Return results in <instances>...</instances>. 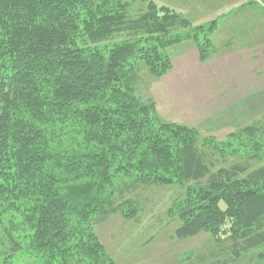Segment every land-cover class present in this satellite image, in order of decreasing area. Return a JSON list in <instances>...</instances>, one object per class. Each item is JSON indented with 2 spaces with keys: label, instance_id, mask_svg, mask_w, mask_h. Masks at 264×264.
I'll use <instances>...</instances> for the list:
<instances>
[{
  "label": "trees",
  "instance_id": "obj_1",
  "mask_svg": "<svg viewBox=\"0 0 264 264\" xmlns=\"http://www.w3.org/2000/svg\"><path fill=\"white\" fill-rule=\"evenodd\" d=\"M130 10L122 0H0V264H116L94 226L131 218L134 202H117L142 186L185 191L169 211L178 240L205 233L231 243L225 264H264L261 124L203 137L162 121L132 85L139 62L166 76L168 49L188 40L208 62L216 22L193 28L152 1Z\"/></svg>",
  "mask_w": 264,
  "mask_h": 264
},
{
  "label": "rangeland",
  "instance_id": "obj_2",
  "mask_svg": "<svg viewBox=\"0 0 264 264\" xmlns=\"http://www.w3.org/2000/svg\"><path fill=\"white\" fill-rule=\"evenodd\" d=\"M131 5L130 16L135 18L152 1L168 7L196 28L216 22V45L225 42V53L247 52L264 44V0H122ZM243 2H250L246 8ZM181 31V30H180ZM184 34L188 30H182ZM211 35V42L212 37ZM115 36L110 42H120ZM218 42H220L218 44ZM229 48H227V45ZM173 69L162 78H154L144 63H138L137 81L133 89L139 98L156 105L159 118L166 123L197 128L203 137L223 140L254 122H259L264 133V55L257 65L247 64L250 78L242 70L236 71L234 62L215 67L210 60L202 63L193 41L168 49ZM212 59H217L214 57ZM263 62V63H262ZM262 63V64H261ZM212 65V66H211ZM257 70L255 73V68ZM259 66V67H258ZM253 69V70H252ZM264 139V138H263ZM82 139L78 140L81 143ZM219 158L216 155L215 158ZM222 158H219V162ZM219 166V165H218ZM221 166V165H220ZM185 191L177 186H142L126 192L118 200L132 201L137 212L131 218L120 214L96 224L94 230L116 264H225L233 251L231 243L222 247L214 244L208 234L178 240L175 231L180 221L169 215ZM191 256L189 261L187 256ZM19 254L15 260H26ZM220 261V262H219ZM229 264H260L256 256L248 255L240 262Z\"/></svg>",
  "mask_w": 264,
  "mask_h": 264
},
{
  "label": "crops",
  "instance_id": "obj_3",
  "mask_svg": "<svg viewBox=\"0 0 264 264\" xmlns=\"http://www.w3.org/2000/svg\"><path fill=\"white\" fill-rule=\"evenodd\" d=\"M248 4H250V2H243L239 6H240V8L241 7L246 8V6ZM262 8L264 9V7H262ZM217 31L214 32V35L212 37V41L214 43V46L217 49L216 54L212 57V58L217 57V59L215 60V59H212L211 58V60H210L211 63L215 62V64H216L215 67H213V69L216 68L217 65H220L222 63H225V62H228V63L234 62L235 65H238V68H236L235 70L236 71L242 70V72L244 74V77L250 78V69L249 68H245V67L242 68V66H245L247 64H252V65H255L256 64L257 65V63H260L258 61L260 59H262L261 56H260V54H263L264 55V44H262L259 49H251L250 48V50L247 51V52H245V51H243V52H233V54H232L233 57L232 58H227L226 56H228L230 54H226L225 51H224V49H225V42H227L228 40L221 41V44L220 45H216L215 44V41H216ZM219 43L220 42H218V44ZM229 45L230 44L227 45V48H229ZM256 70H257V66L255 68V73H256Z\"/></svg>",
  "mask_w": 264,
  "mask_h": 264
},
{
  "label": "bare ground",
  "instance_id": "obj_4",
  "mask_svg": "<svg viewBox=\"0 0 264 264\" xmlns=\"http://www.w3.org/2000/svg\"><path fill=\"white\" fill-rule=\"evenodd\" d=\"M193 223V222H192ZM237 239H239V238H237Z\"/></svg>",
  "mask_w": 264,
  "mask_h": 264
}]
</instances>
